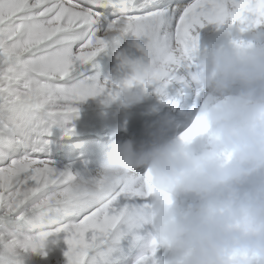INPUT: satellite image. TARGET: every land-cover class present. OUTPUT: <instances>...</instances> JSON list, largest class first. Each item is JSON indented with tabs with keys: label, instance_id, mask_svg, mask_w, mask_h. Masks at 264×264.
I'll return each mask as SVG.
<instances>
[{
	"label": "snow or ice",
	"instance_id": "snow-or-ice-1",
	"mask_svg": "<svg viewBox=\"0 0 264 264\" xmlns=\"http://www.w3.org/2000/svg\"><path fill=\"white\" fill-rule=\"evenodd\" d=\"M208 24L238 25L241 32L264 25V0H0V214L24 221L34 233L0 231V264H24L25 254H46V246L61 238L67 264H120L121 241L129 235L133 243L142 239L122 223L130 201L154 196L171 202L170 193L153 184L150 170L141 188L130 181L96 199L77 184L70 166L58 168L49 158L45 137L54 126L72 134L74 128L66 126L80 103L90 97L116 101L123 85L165 96L172 81L184 80L180 70L190 66L198 29ZM129 33L137 37L139 58L120 50ZM143 37L147 42L141 44ZM109 51L115 53L116 75L101 81L97 59ZM204 134L215 138L200 114L180 139L191 143ZM160 248L153 236L133 264H165ZM233 260L264 264L251 254Z\"/></svg>",
	"mask_w": 264,
	"mask_h": 264
},
{
	"label": "clouds",
	"instance_id": "clouds-1",
	"mask_svg": "<svg viewBox=\"0 0 264 264\" xmlns=\"http://www.w3.org/2000/svg\"><path fill=\"white\" fill-rule=\"evenodd\" d=\"M196 76L204 95L194 117L203 114L210 126L215 136L211 150L193 154L191 143L168 135L170 121L165 117L148 125L138 143L109 145L99 165L103 184L81 173L77 184L92 197L105 199L113 188L132 181L133 170H150L153 184L168 191L171 202L155 197L147 207L130 205L122 223L136 232L152 225L146 245L155 236L160 247L177 253L165 264H234L239 254L264 260V187L244 202H238L231 189L223 200L215 199L221 186L264 168V46L249 42L219 47ZM143 98L139 87L123 85L116 101L129 107ZM182 115L193 117L191 111ZM176 193H194L205 202L177 212ZM8 248L5 245V259Z\"/></svg>",
	"mask_w": 264,
	"mask_h": 264
},
{
	"label": "bare ground",
	"instance_id": "bare-ground-1",
	"mask_svg": "<svg viewBox=\"0 0 264 264\" xmlns=\"http://www.w3.org/2000/svg\"><path fill=\"white\" fill-rule=\"evenodd\" d=\"M130 34L131 33L126 34L125 37L130 35ZM106 55H107V52L106 53H102L101 56L98 57V59H97V64L98 65L102 61H104L106 59ZM95 98L96 97H90L86 101L80 103L79 105L92 104ZM45 139L48 142L44 146L52 149V144L53 143H57V144L59 143L60 144V143L64 142L63 139H66V138L61 139L60 138V132L58 130H56L55 126H54L51 129L50 135L46 136ZM47 155L49 156V158H51L53 161H55L52 156H50L49 154H47ZM56 165H57L58 168H61V169L65 167V166L60 165L58 163H56ZM70 168H71V170L74 173H81L86 178H97V179L99 178V176H98L99 170H97V169L80 168V167H77V166L70 167ZM262 187H264V172H262L260 174V176H259V179L254 182L253 188H252V191H251V198L253 197V195L255 194L257 189L262 188ZM130 204L131 205H135L134 203H132V201H130ZM0 231L12 232V233H16L18 235H21V234H34V233H30L29 232L28 225L25 224L24 221L16 220L15 217L11 216V215L5 216V215H2V214H0ZM144 231L145 230H143V229L137 230L138 234L141 237H143L142 234H143ZM137 242L138 241H135L134 243L132 242V236L131 235H129L127 238H125V239H123L121 241L120 246L124 250L125 257H124V259H122L120 261V264H126V263H123V262H126V257L131 252V248H134V246L136 245ZM66 251H67V244L61 238L56 243H49L46 246V248L44 249V253H46V254H43V253H40V252L27 253L24 256V260L33 262L35 264H64L63 263V259H66L65 255H64V253Z\"/></svg>",
	"mask_w": 264,
	"mask_h": 264
}]
</instances>
